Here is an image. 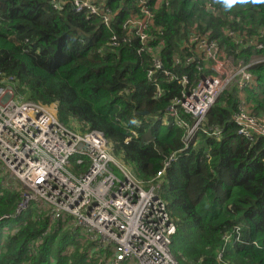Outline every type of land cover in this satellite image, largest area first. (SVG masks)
Masks as SVG:
<instances>
[{
	"label": "trees",
	"instance_id": "16d2710c",
	"mask_svg": "<svg viewBox=\"0 0 264 264\" xmlns=\"http://www.w3.org/2000/svg\"><path fill=\"white\" fill-rule=\"evenodd\" d=\"M147 1L155 35L164 40L165 67L192 78L194 65L174 67L173 59L191 30L208 33L238 59H247L250 51L238 54L224 30L240 36H258L259 28L264 30V0ZM106 3L117 15L111 28L122 37V24L132 12L140 13L138 0ZM111 34L98 17L87 19L70 6L55 9L51 0H0V79L13 77L19 94L51 108L69 128L78 123V132L103 131L122 161L147 181L161 169L164 155L182 146L179 127L151 119L164 114L180 89L176 81L162 77L165 94L154 99L147 77L149 55L138 53L136 39L112 50ZM253 72L256 83L246 90L247 102L253 114L263 115L264 64ZM240 97L235 87L224 91L207 114L208 124H226L221 139L200 134L191 154L179 158L161 183L160 192L177 225L172 253L179 264H225L217 260V251L223 245L222 233L235 224L243 226L245 242L228 247L224 260L264 264V140L250 143L230 123ZM129 127L138 136L126 143ZM148 136L153 141L148 142ZM19 200L18 191L0 187V218L15 214ZM31 215L29 210L16 216L26 224L5 238L1 231L8 222L0 221V264H97L89 259L91 243L82 245L78 228H52L42 235L49 218L42 214L35 221ZM37 239L41 243L33 244ZM71 245L76 248L68 254Z\"/></svg>",
	"mask_w": 264,
	"mask_h": 264
},
{
	"label": "built area",
	"instance_id": "2783aa9c",
	"mask_svg": "<svg viewBox=\"0 0 264 264\" xmlns=\"http://www.w3.org/2000/svg\"><path fill=\"white\" fill-rule=\"evenodd\" d=\"M51 3L61 10L70 6L87 19L98 17L112 31L108 42L112 50L138 40V53L148 54L151 59L147 77L155 89L154 99L165 94L162 77L177 82L180 94L172 99L164 114L152 115L151 119L179 127L183 131L182 146L164 155L161 169L145 181L122 161L103 131H73L51 108L19 94L13 77L0 79V187L20 194L15 214H6L0 221L31 210L32 220L40 221L42 214L49 218L48 229L42 235L52 228H78L82 245L91 243L89 259L95 258L97 264H179L172 253L177 225L160 192L161 183L179 158L191 154L200 134L221 139L226 124H208L207 114L224 91L232 87L240 92L241 100L230 123L248 142L264 140V114H253L246 96L247 88L256 83L254 69L264 64V30L259 28L258 36H240L235 30H224L238 46V54L250 51L247 59L228 54L208 33L191 30L173 59L174 67L194 65L196 73L192 78L188 73L165 67L164 40L155 35L154 14L147 0H138L140 13L132 12L122 24V37L111 28L117 15L106 0ZM128 129L131 136L126 143L138 136L135 128ZM210 150H205L207 157ZM2 171L8 173L7 180L2 179ZM21 224H26L25 219L16 226L6 225L1 231L3 237L16 234ZM221 237L223 245L217 251V260L233 264L226 262L224 256L228 247L245 242L243 226L235 224ZM39 243L41 239L33 240V244ZM75 248L69 246L68 254Z\"/></svg>",
	"mask_w": 264,
	"mask_h": 264
},
{
	"label": "rangeland",
	"instance_id": "374dc122",
	"mask_svg": "<svg viewBox=\"0 0 264 264\" xmlns=\"http://www.w3.org/2000/svg\"><path fill=\"white\" fill-rule=\"evenodd\" d=\"M76 128H74V127H72V128H70V129H72L73 131H76L77 132V129H78V127H79V124L78 123H76ZM148 139H151V136H148ZM115 149V148H114ZM8 173L6 172V171H2V179L3 180H7L8 179ZM23 220V218L21 217V218H19V217H12V218H10V219H8L7 220V225H10V226H16V225H18L21 221Z\"/></svg>",
	"mask_w": 264,
	"mask_h": 264
},
{
	"label": "water",
	"instance_id": "95a60500",
	"mask_svg": "<svg viewBox=\"0 0 264 264\" xmlns=\"http://www.w3.org/2000/svg\"><path fill=\"white\" fill-rule=\"evenodd\" d=\"M145 115H147L148 113H144Z\"/></svg>",
	"mask_w": 264,
	"mask_h": 264
},
{
	"label": "clouds",
	"instance_id": "9594fccd",
	"mask_svg": "<svg viewBox=\"0 0 264 264\" xmlns=\"http://www.w3.org/2000/svg\"><path fill=\"white\" fill-rule=\"evenodd\" d=\"M18 216V215H17Z\"/></svg>",
	"mask_w": 264,
	"mask_h": 264
}]
</instances>
